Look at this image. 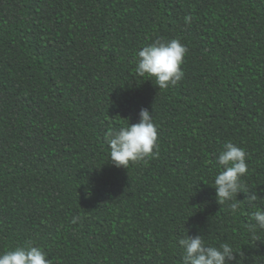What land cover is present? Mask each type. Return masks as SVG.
<instances>
[{
	"label": "trees",
	"instance_id": "obj_1",
	"mask_svg": "<svg viewBox=\"0 0 264 264\" xmlns=\"http://www.w3.org/2000/svg\"><path fill=\"white\" fill-rule=\"evenodd\" d=\"M171 38L187 47L184 77L159 90L135 54ZM141 108L158 127L155 155L117 168L105 133ZM229 141L258 196L239 193L236 214L214 189ZM256 209L264 0H0V253L30 243L52 264H183L178 240L200 235L264 264V230L247 231Z\"/></svg>",
	"mask_w": 264,
	"mask_h": 264
},
{
	"label": "clouds",
	"instance_id": "obj_2",
	"mask_svg": "<svg viewBox=\"0 0 264 264\" xmlns=\"http://www.w3.org/2000/svg\"><path fill=\"white\" fill-rule=\"evenodd\" d=\"M193 17H184L191 24ZM187 47L179 38L156 40L147 44L135 54V73L148 80L155 78L159 90H167L177 85L184 77L182 65ZM139 121L118 129L109 128L104 139L109 147L110 162L117 168H128L130 164L146 162L155 155L158 147V127L154 123L153 113L141 108ZM216 163L221 170L215 175L214 189L220 205L227 204L233 214L240 208L237 199L239 193L246 194L249 203L258 199L250 193L243 182L248 173L247 152L231 141L223 144ZM77 218H74L73 223ZM258 230H264V210L256 209L250 213L247 231L252 240H259ZM183 250V264H244L245 253L234 248L232 243L217 245L206 244L203 236L187 235L178 240ZM0 264H52L48 254L40 247L30 243L8 249L0 253Z\"/></svg>",
	"mask_w": 264,
	"mask_h": 264
}]
</instances>
